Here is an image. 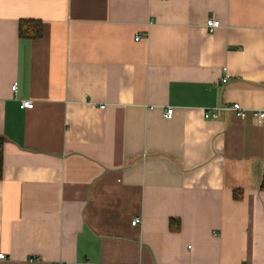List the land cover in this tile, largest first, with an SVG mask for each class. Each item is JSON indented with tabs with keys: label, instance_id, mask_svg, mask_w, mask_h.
<instances>
[{
	"label": "crops",
	"instance_id": "0c3cea01",
	"mask_svg": "<svg viewBox=\"0 0 264 264\" xmlns=\"http://www.w3.org/2000/svg\"><path fill=\"white\" fill-rule=\"evenodd\" d=\"M255 109L264 0H0V264H264Z\"/></svg>",
	"mask_w": 264,
	"mask_h": 264
},
{
	"label": "built area",
	"instance_id": "2783aa9c",
	"mask_svg": "<svg viewBox=\"0 0 264 264\" xmlns=\"http://www.w3.org/2000/svg\"><path fill=\"white\" fill-rule=\"evenodd\" d=\"M206 25L207 28L210 30V31H213L216 27H218L220 25V19L214 17V16H211L207 19L206 21ZM141 35H137L136 38L139 39L141 38L140 37ZM228 79L227 76L223 77V81H226ZM13 88L16 89L17 88V82L13 83ZM34 104V101L32 99H23L22 102L20 103L21 107H32ZM104 106V105H102ZM220 110H225V111H229L231 113H234L236 114V116H239V117H244L247 115L249 109H247L246 107H244L241 102L239 101H232V102H224V103H220V104H217L215 106H211V107H208V108H205V111H204V116L206 118H215V117H218L219 116V112ZM253 113L259 117L260 119L261 118H264V109H255V110H252ZM173 112H174V107L173 106H168V108L166 109V115L168 117H171L173 115ZM141 221V217L140 216H137L135 217L133 220H132V223L135 224V223H138ZM6 256V253L5 251H1L0 250V258H4ZM56 264V263H54Z\"/></svg>",
	"mask_w": 264,
	"mask_h": 264
},
{
	"label": "trees",
	"instance_id": "16d2710c",
	"mask_svg": "<svg viewBox=\"0 0 264 264\" xmlns=\"http://www.w3.org/2000/svg\"><path fill=\"white\" fill-rule=\"evenodd\" d=\"M19 32L22 37L28 38H38L42 36L43 33V22L41 19L37 18H24L20 21ZM4 137L0 136V178L3 175V154H4ZM261 188H264V174L262 178ZM238 195V194H237ZM171 220L172 228L178 229L180 227V221L177 219Z\"/></svg>",
	"mask_w": 264,
	"mask_h": 264
}]
</instances>
